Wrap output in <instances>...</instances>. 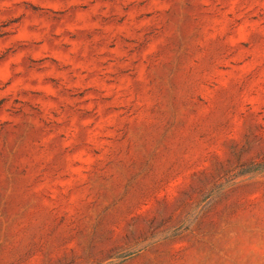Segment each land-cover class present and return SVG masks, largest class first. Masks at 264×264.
Instances as JSON below:
<instances>
[{"label":"rangeland","instance_id":"1","mask_svg":"<svg viewBox=\"0 0 264 264\" xmlns=\"http://www.w3.org/2000/svg\"><path fill=\"white\" fill-rule=\"evenodd\" d=\"M0 264H264V0H0Z\"/></svg>","mask_w":264,"mask_h":264}]
</instances>
